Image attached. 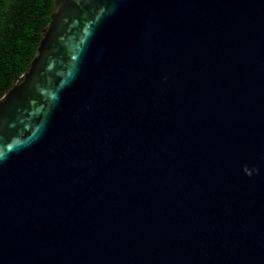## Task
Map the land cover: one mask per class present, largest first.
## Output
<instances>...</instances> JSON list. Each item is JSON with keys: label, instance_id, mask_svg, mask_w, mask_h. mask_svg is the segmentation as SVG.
Returning <instances> with one entry per match:
<instances>
[{"label": "water", "instance_id": "95a60500", "mask_svg": "<svg viewBox=\"0 0 264 264\" xmlns=\"http://www.w3.org/2000/svg\"><path fill=\"white\" fill-rule=\"evenodd\" d=\"M0 95V264H264V0H54Z\"/></svg>", "mask_w": 264, "mask_h": 264}, {"label": "trees", "instance_id": "16d2710c", "mask_svg": "<svg viewBox=\"0 0 264 264\" xmlns=\"http://www.w3.org/2000/svg\"><path fill=\"white\" fill-rule=\"evenodd\" d=\"M53 5L54 0H0V95L32 61Z\"/></svg>", "mask_w": 264, "mask_h": 264}]
</instances>
